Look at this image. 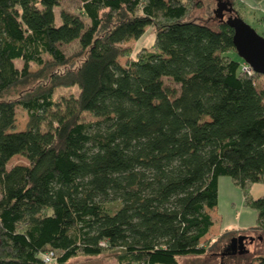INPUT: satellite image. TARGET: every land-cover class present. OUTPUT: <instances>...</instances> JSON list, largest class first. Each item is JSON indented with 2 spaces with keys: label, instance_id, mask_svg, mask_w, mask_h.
<instances>
[{
  "label": "trees",
  "instance_id": "16d2710c",
  "mask_svg": "<svg viewBox=\"0 0 264 264\" xmlns=\"http://www.w3.org/2000/svg\"><path fill=\"white\" fill-rule=\"evenodd\" d=\"M60 1L0 0V264L205 255L226 235L209 236L221 176L264 232V195L250 193L264 184V90L229 55L232 28L184 20L197 0H80L56 15ZM150 26L151 47L131 54ZM16 155L28 164L8 167Z\"/></svg>",
  "mask_w": 264,
  "mask_h": 264
},
{
  "label": "rangeland",
  "instance_id": "374dc122",
  "mask_svg": "<svg viewBox=\"0 0 264 264\" xmlns=\"http://www.w3.org/2000/svg\"><path fill=\"white\" fill-rule=\"evenodd\" d=\"M200 6H196L184 20H195L198 22H205V18H211L210 25L217 27L218 23L213 16V10L216 8V0H197ZM227 1V0H226ZM80 0H61L59 7L55 8V14L61 10L69 12H78L80 8ZM234 9L244 22L250 25L259 35L264 37V10L261 12L259 5L250 0H236ZM213 14V15H212ZM57 23H59V17H56ZM155 29L153 27H147L145 32L137 39H131L126 42L124 46L130 48L131 54L141 48H150L154 42ZM77 42H71L61 45V49L66 55L72 54L77 49ZM236 60L242 58L236 51H232L229 54ZM120 62H125V57L120 58ZM32 68H37L33 65ZM165 83L172 88H177V85L172 84L171 81L165 79ZM256 85L258 89L264 90V76H256ZM78 93L77 87L70 89H58L54 93V98L59 99L61 96L76 95ZM89 118V115H86ZM27 113L21 107L17 108L15 129L20 130L25 127L27 122ZM23 164L27 165L26 158L20 155L14 156L8 163V167L13 165ZM252 193L256 197L264 193V185H258L252 188ZM242 192L240 188L233 184L229 177L221 176L218 180V199L217 205L213 209H210V215L214 222L213 227L210 230L209 236L211 240L222 236L223 234L229 235L223 238L221 243L217 247L209 248V251L202 256H181L178 258L180 264H242L249 260H254L257 256L264 257V232L253 229L256 225V211L250 207H246L243 204ZM248 235L252 237V240L247 244L246 249L248 252L239 253H227L223 254L220 250L223 244L229 243L231 236L235 235ZM74 264H111L115 262L112 255H101L98 257H78L71 261ZM255 264H259L256 260Z\"/></svg>",
  "mask_w": 264,
  "mask_h": 264
},
{
  "label": "water",
  "instance_id": "95a60500",
  "mask_svg": "<svg viewBox=\"0 0 264 264\" xmlns=\"http://www.w3.org/2000/svg\"><path fill=\"white\" fill-rule=\"evenodd\" d=\"M233 11L234 6L232 2L228 0H216V8L213 10V13L218 20L225 21L232 28L233 44L236 52L253 72L264 76V37L259 35L240 17L225 16ZM246 238V235L241 234L231 237L228 245V248L231 249L229 253L243 254L248 252L244 244ZM249 239L252 240V237Z\"/></svg>",
  "mask_w": 264,
  "mask_h": 264
},
{
  "label": "crops",
  "instance_id": "0c3cea01",
  "mask_svg": "<svg viewBox=\"0 0 264 264\" xmlns=\"http://www.w3.org/2000/svg\"><path fill=\"white\" fill-rule=\"evenodd\" d=\"M250 1H253L255 4L257 3V5H259V9L261 10V12H263V10H264V0H261V1L250 0ZM258 185H264V184H253V185L251 186V189H250V193H251V195H252L254 198H257V197H259V196H263V195H264V193H262V194H260V195H258V196H256V197L253 195V193H252V188H253V187H256V186H258ZM242 200H243V198H242Z\"/></svg>",
  "mask_w": 264,
  "mask_h": 264
},
{
  "label": "built area",
  "instance_id": "2783aa9c",
  "mask_svg": "<svg viewBox=\"0 0 264 264\" xmlns=\"http://www.w3.org/2000/svg\"><path fill=\"white\" fill-rule=\"evenodd\" d=\"M243 70L248 72V73H251L253 71L252 69H250L248 64H246L245 62L243 64ZM52 259H53V254L51 252L44 255V261L45 262H50V261H52Z\"/></svg>",
  "mask_w": 264,
  "mask_h": 264
},
{
  "label": "flooded vegetation",
  "instance_id": "af4514ba",
  "mask_svg": "<svg viewBox=\"0 0 264 264\" xmlns=\"http://www.w3.org/2000/svg\"><path fill=\"white\" fill-rule=\"evenodd\" d=\"M238 235H240V234H238ZM238 235H235V236H238ZM234 236V235H233ZM233 236H231V237H233ZM247 236V238L244 240V244H245V246L247 247V244L250 242V236H248V235H246ZM230 237V238H231ZM229 241H230V239H229ZM228 245H229V243H226V244H223L222 246H221V248H220V250L222 251V253L223 254H227V253H229V250H231V249H229L228 248ZM228 248V249H227Z\"/></svg>",
  "mask_w": 264,
  "mask_h": 264
}]
</instances>
